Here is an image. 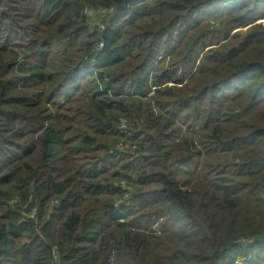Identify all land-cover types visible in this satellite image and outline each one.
I'll return each instance as SVG.
<instances>
[{
	"label": "trees",
	"instance_id": "obj_1",
	"mask_svg": "<svg viewBox=\"0 0 264 264\" xmlns=\"http://www.w3.org/2000/svg\"><path fill=\"white\" fill-rule=\"evenodd\" d=\"M262 20L0 0V264H264Z\"/></svg>",
	"mask_w": 264,
	"mask_h": 264
},
{
	"label": "rangeland",
	"instance_id": "obj_2",
	"mask_svg": "<svg viewBox=\"0 0 264 264\" xmlns=\"http://www.w3.org/2000/svg\"><path fill=\"white\" fill-rule=\"evenodd\" d=\"M90 16H92L94 20H96V18H97V15H90ZM257 23L264 24V20H262V21H257Z\"/></svg>",
	"mask_w": 264,
	"mask_h": 264
},
{
	"label": "water",
	"instance_id": "obj_3",
	"mask_svg": "<svg viewBox=\"0 0 264 264\" xmlns=\"http://www.w3.org/2000/svg\"><path fill=\"white\" fill-rule=\"evenodd\" d=\"M242 246H244V243H241Z\"/></svg>",
	"mask_w": 264,
	"mask_h": 264
},
{
	"label": "built area",
	"instance_id": "obj_4",
	"mask_svg": "<svg viewBox=\"0 0 264 264\" xmlns=\"http://www.w3.org/2000/svg\"><path fill=\"white\" fill-rule=\"evenodd\" d=\"M237 262V261H236Z\"/></svg>",
	"mask_w": 264,
	"mask_h": 264
}]
</instances>
